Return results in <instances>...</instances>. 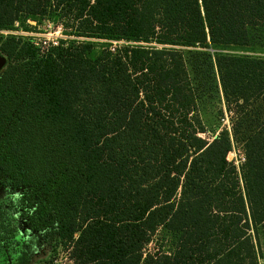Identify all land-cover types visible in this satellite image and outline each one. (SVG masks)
<instances>
[{
    "label": "trees",
    "instance_id": "obj_1",
    "mask_svg": "<svg viewBox=\"0 0 264 264\" xmlns=\"http://www.w3.org/2000/svg\"><path fill=\"white\" fill-rule=\"evenodd\" d=\"M49 15L84 39L42 52L11 32ZM260 32L264 0H0V264L60 247L68 264H261L264 56L223 52ZM197 46L231 121L212 139Z\"/></svg>",
    "mask_w": 264,
    "mask_h": 264
},
{
    "label": "rangeland",
    "instance_id": "obj_2",
    "mask_svg": "<svg viewBox=\"0 0 264 264\" xmlns=\"http://www.w3.org/2000/svg\"><path fill=\"white\" fill-rule=\"evenodd\" d=\"M72 24L73 25L69 26L67 23L55 20L52 15H49L39 23L36 29H26L21 27L19 30L13 32L23 36L30 33H37L40 36H43L45 32L54 31L57 30L58 27H61L62 33L67 38H75L78 40L84 39L82 37H78L75 33L69 34L70 32H74L79 26V22L77 21H74ZM4 33L8 32L6 31ZM259 36V40L254 43L249 50L225 49L223 52L264 56V32H260ZM116 43L118 44L121 42ZM207 52H211L212 54V49L199 46L190 47L186 48L185 57L198 99V109L207 126V132L202 135L212 139V137L224 127L230 129L231 121L226 109L225 99L218 82L216 69L212 64L213 55L211 56V54H208ZM243 157L244 153L239 146L234 147L229 154V159L233 160L238 166L244 161ZM154 248L155 243L152 242L148 245L147 250L151 251L154 250ZM54 259L58 264L69 263L67 251L61 247L54 254ZM260 263L264 264V245L261 250Z\"/></svg>",
    "mask_w": 264,
    "mask_h": 264
},
{
    "label": "built area",
    "instance_id": "obj_3",
    "mask_svg": "<svg viewBox=\"0 0 264 264\" xmlns=\"http://www.w3.org/2000/svg\"><path fill=\"white\" fill-rule=\"evenodd\" d=\"M11 32L14 33L13 31ZM26 35L32 39L34 45L40 48L42 52L48 50L50 47L58 46L62 42V40L69 39L62 33L61 27H58V29L54 31H47L44 33L43 36H40L37 33L36 34L35 33L25 34V36ZM113 45L114 46L112 47V49L114 50L117 43L113 42ZM243 160H245L244 157H243Z\"/></svg>",
    "mask_w": 264,
    "mask_h": 264
},
{
    "label": "water",
    "instance_id": "obj_4",
    "mask_svg": "<svg viewBox=\"0 0 264 264\" xmlns=\"http://www.w3.org/2000/svg\"><path fill=\"white\" fill-rule=\"evenodd\" d=\"M5 63H6V58L0 55V70L5 65Z\"/></svg>",
    "mask_w": 264,
    "mask_h": 264
},
{
    "label": "flooded vegetation",
    "instance_id": "obj_5",
    "mask_svg": "<svg viewBox=\"0 0 264 264\" xmlns=\"http://www.w3.org/2000/svg\"><path fill=\"white\" fill-rule=\"evenodd\" d=\"M0 193H1V191H0Z\"/></svg>",
    "mask_w": 264,
    "mask_h": 264
}]
</instances>
